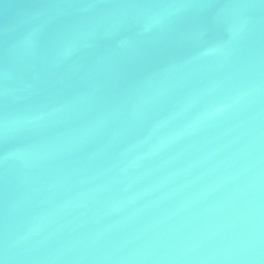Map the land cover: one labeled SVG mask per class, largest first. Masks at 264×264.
Segmentation results:
<instances>
[{"label":"water","instance_id":"obj_1","mask_svg":"<svg viewBox=\"0 0 264 264\" xmlns=\"http://www.w3.org/2000/svg\"><path fill=\"white\" fill-rule=\"evenodd\" d=\"M0 264H264V0H0Z\"/></svg>","mask_w":264,"mask_h":264}]
</instances>
